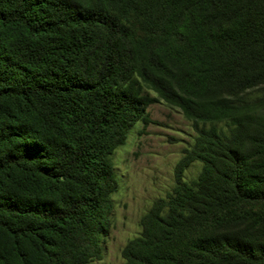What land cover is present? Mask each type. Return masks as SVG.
<instances>
[{
    "label": "trees",
    "instance_id": "1",
    "mask_svg": "<svg viewBox=\"0 0 264 264\" xmlns=\"http://www.w3.org/2000/svg\"><path fill=\"white\" fill-rule=\"evenodd\" d=\"M150 92L196 135L122 264H264V0H0V264L101 258Z\"/></svg>",
    "mask_w": 264,
    "mask_h": 264
},
{
    "label": "rangeland",
    "instance_id": "2",
    "mask_svg": "<svg viewBox=\"0 0 264 264\" xmlns=\"http://www.w3.org/2000/svg\"><path fill=\"white\" fill-rule=\"evenodd\" d=\"M146 112L149 122H137L114 152L119 184L113 194L109 234L102 243L101 258L90 264H122L123 246L140 231L138 221L153 201L174 186V168L196 135L192 121L181 109L162 98L151 103ZM201 166L199 161L192 162L183 178H194Z\"/></svg>",
    "mask_w": 264,
    "mask_h": 264
}]
</instances>
